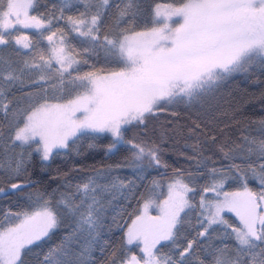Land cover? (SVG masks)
I'll return each instance as SVG.
<instances>
[{
  "label": "snow or ice",
  "instance_id": "6c2138e0",
  "mask_svg": "<svg viewBox=\"0 0 264 264\" xmlns=\"http://www.w3.org/2000/svg\"><path fill=\"white\" fill-rule=\"evenodd\" d=\"M35 2L7 0L5 8L3 0H0V45L9 42L11 33L7 29L17 24L25 28L43 27L44 21L29 15ZM82 2L85 11L78 18L67 17L72 30L93 46L99 44L114 54L118 69L87 71L81 75L79 65L88 61L78 60L72 51H65L62 46L64 38L61 37V46L54 45L48 59L42 54L39 56L42 63L35 59L24 61V68L39 72L38 79L25 81L16 69L0 72V78L7 83V89L0 84V112L6 119L12 117L11 145L17 146L18 142V146L24 149L26 145L36 144L35 150L42 152L45 161L53 154V149L70 148L69 142L74 144L73 138L79 139L78 133L83 135L91 131L111 134L113 140L109 152L122 143H129L135 150V160L147 159L150 164L160 165L157 148L125 141L126 126L134 122L144 124L148 116L161 110L165 104L196 101L212 91L226 76L245 70L257 59L264 63V0H178L174 4H157L153 26L141 31L135 28L139 15L135 0H121L114 5L116 24L123 21L128 27L121 28L112 37L104 35L102 41L99 36L101 18L104 10L111 7L110 0H95L94 12L90 0ZM63 3L67 7L72 0H63ZM162 7L167 9L166 13H161ZM173 17L178 19L173 21ZM48 40L51 41L52 36ZM16 42L20 43V40ZM24 47L29 45L24 44ZM88 50L84 49L85 52ZM53 79L59 85L67 82L77 94L62 103H51L41 81ZM16 85L21 90L26 87L37 89L35 95L25 93L29 101L26 108L14 109L13 101L5 94ZM52 87L55 88L56 84ZM41 90L44 95L39 94ZM77 113L81 116L78 117ZM259 124L264 130V120ZM248 143L255 145L260 158H264V140L258 143L249 140ZM24 165V152L21 151L14 166L9 161V179L20 175ZM232 167L239 172L238 165ZM252 172L264 188V163L259 165L258 173L254 168ZM211 173L213 182L204 188V192L212 191L215 197L207 199L201 196L202 218L198 223L203 231L198 235L204 237L213 225H220L225 234L235 240V245L232 249L224 245L209 253L212 259L207 264H264V191L249 189L246 174L238 177L243 191H223L227 180L236 177L216 168ZM123 186L116 180L111 184L114 189ZM97 187L94 178L78 185L77 192L82 194L79 204L71 196L63 194L55 203L52 198L38 197L35 210L5 214L6 223L0 221V264H24L22 257L26 250H31L29 246L37 245L48 237L60 225L64 215L78 216L79 229L91 236L99 227L104 211L103 204L93 194ZM20 188L18 183L11 184V189ZM107 189L108 186H104V190ZM168 190L163 206L157 205L161 208L159 216L147 217L146 221L145 214L153 203L146 201L145 214L137 215L128 227V243L134 239L143 241L142 261L132 256L130 261H121L120 264H192L195 242L190 240L181 247L176 241L177 226L182 223L181 213L195 207L187 198L194 189L184 182L181 174L168 185ZM0 193H4L3 188H0ZM225 211L235 213L240 226L231 224L222 215ZM167 243L173 246L170 254L162 251ZM88 251V247L79 254L64 246L52 248L44 254L40 264H86ZM196 260L198 264H206L199 257Z\"/></svg>",
  "mask_w": 264,
  "mask_h": 264
},
{
  "label": "trees",
  "instance_id": "16d2710c",
  "mask_svg": "<svg viewBox=\"0 0 264 264\" xmlns=\"http://www.w3.org/2000/svg\"><path fill=\"white\" fill-rule=\"evenodd\" d=\"M90 2L94 12L95 0ZM177 2L178 0H135L139 11L136 30L153 26V9L157 4ZM3 3L6 8L7 0H3ZM117 3H121V0H110L111 7L104 10L99 33L101 41L104 35L112 37L121 28L128 27L123 21L116 24L117 12L114 5ZM83 11L85 5L82 0H72L67 7L63 0H36L33 9H30V15L47 25L42 30L9 31V42L0 46V72L16 69L25 81L38 79L39 72L24 68V61L32 62L35 59L42 63L39 61L41 54L48 59L50 47L47 37L54 33L55 36L64 38L65 51H72L78 60L88 61L87 64L79 65L81 75L87 71L103 69L106 72L118 69V60L114 54L99 44L93 46L72 30L67 17L78 18ZM127 19L128 17L125 18ZM22 35L29 42V48L25 51L13 42ZM85 48L89 50L85 52ZM20 69H24L22 73L19 72ZM0 84L7 89V83L2 78ZM41 84L47 90L51 103H62L77 94L67 82L59 85L53 79L41 81ZM53 84H56L55 88L52 87ZM27 92L35 95L37 89L26 87L21 90L16 85L5 94L13 101L14 109H21L26 108L29 103L25 95ZM39 94L44 95L43 90ZM11 120V116L6 119L4 113L0 112V132L3 133L0 136V164L3 165L0 167V188L4 189V193H0V221H4L5 214L9 212L35 210L38 197L52 198L55 203L63 194L71 196L79 204L82 194L77 192V186L87 183L89 178H94L99 186L93 194L104 206L99 227L91 236L87 231L79 229L78 216L64 215L60 225L48 237L37 245L29 246L31 250H26L22 257L24 264H40L49 249L60 246L77 254L88 247L86 264H120L128 254L137 253V246H126L125 231L139 214L143 203L152 195L153 185H162L181 174L189 187L194 189L189 192L188 199L195 207L181 213L182 223L177 226L176 243L184 247L188 241H194L192 264H198L196 257L205 260L207 264L212 259L209 253L224 245H228L229 249L235 245V240L229 238L220 225H213L204 237L198 235L203 231L198 223L202 218L199 207L201 196L207 199L215 197L213 192H204V188L210 187L213 182L211 170L221 169L236 177L227 180L223 191L243 190L238 178L242 174L248 177L249 189L254 192L264 191L252 172L253 168L259 172V165L264 163V158H260L255 145L248 143L249 140L257 143L264 140V130L259 124V121L264 120V63L260 60L250 63L245 70L226 76L212 91L194 102L165 104L161 110L148 116L144 124L134 122L126 126L125 141L157 148L162 162L160 165L150 164L147 159L135 160V150L129 143H122L109 152V145L113 140L111 136L86 134L75 139L74 144L71 142L67 151L55 152L50 161L44 163L35 150V144L26 145L24 149L18 144L11 145ZM21 151L24 152V169L20 175L9 179V161L14 166ZM225 153H228L227 157ZM233 165L239 166V172ZM114 180L122 182L124 186L111 188ZM13 183H18L23 188L9 191ZM104 186H108V189L104 190ZM223 216L234 226H240L234 215L225 213ZM171 249V243L162 247L165 254H170Z\"/></svg>",
  "mask_w": 264,
  "mask_h": 264
},
{
  "label": "rangeland",
  "instance_id": "374dc122",
  "mask_svg": "<svg viewBox=\"0 0 264 264\" xmlns=\"http://www.w3.org/2000/svg\"><path fill=\"white\" fill-rule=\"evenodd\" d=\"M161 5H165V4H161ZM155 7H156V6H155ZM155 7H154V9H153V18H154ZM160 11H161V13H166V12H167V9L164 8V7H162V8L160 9ZM29 15H30V10H29ZM22 18H23V17H22ZM12 19L14 20L15 18L13 17ZM172 19H173V21H175V20H177L178 18H177V17H173ZM46 25H47V24L44 23L43 27H40V28H36V27H27V28H25L22 24H17V25H15L14 28L10 27L9 29H7V32H9V31H11V30H14V29H21V30H25V31H27V30H42V29H44V28L46 27ZM76 33L79 34L78 32H76ZM51 36H52V40H51V41H49V40H48V37H47V42H48L49 47H50V56L52 55V51H51V49L53 48L54 45H55V46H61V45H60V40H61V38L58 37V36H55V35H51ZM17 39L20 40V43H17V42H16ZM13 42H14V44H15L18 48H20V49H22V50H24V51L27 50V49L29 48V47H27V48L24 47V44H28V45H29L28 39H27V37H26L25 35H22V36H20V37L15 38V39L13 40ZM0 46H1V45H0ZM62 46H63V45H62ZM63 47H64V46H63ZM258 60H259V59H257L256 61H258ZM253 62H255V61H253ZM56 66L58 67V65H56ZM76 115L79 117V116H81V113H77ZM84 134H86V135H93V136H94V135H95V136H102V135H108V136H111L110 133H97V132H91V131L85 132ZM78 136H80L79 133H78ZM111 137H112V136H111ZM112 138H113V137H112ZM37 139H38V138H37ZM73 139H76V138H73ZM69 143H71V141H70ZM17 144H18V142H17ZM35 145H36V144H35ZM68 149H69V148H64V149H53V154H54L55 152H58V151H67ZM36 152L38 153V155H39L41 161L44 162V163H48V162L50 161L52 155H53V154H52V155L50 156V158H49L47 161H45V160L42 159V152H38V151H36ZM175 178H176V177H175ZM175 178H173V179H171V180H169V181L164 182L162 185H161V184H156V183H155V184L153 185V193H152V195L149 197V199L146 200V201L151 200V201H153V203L148 207L147 212H146V214H145V210H144V204H145V202H146V201H145V202L143 203V205L141 206V209H140V212H139L138 215L145 214V216H146V221H147V217H157V216H159V215L161 214V208H160V207H157V205L163 206V202L168 198V194H169L168 185H169V184H170ZM183 180H184V179H183ZM184 182H185V181H184ZM185 183H186V182H185ZM257 183H258V185H260L258 179H257ZM260 186H261V185H260ZM241 191H243V190H241ZM210 192H212V191H210ZM235 192H237V191H235ZM213 193H214V192H213ZM188 194H189V193H188ZM188 194H187V198H188ZM221 198H222V197H221ZM225 213H230V214H232V215H234V216L236 217L235 213L227 212V211H225L224 213H222V215L225 214ZM236 219H237L238 222L240 223L238 217H236ZM127 230H128V228H127ZM127 230L125 231V244H126V246H128V247H131V246H137V253H136V254H128L124 261H125V262L130 261L132 256H136L138 260H141V261H142V258L144 257V253L141 251V249L144 247L143 241H142V239H134L132 243H128ZM157 247H158V246H157Z\"/></svg>",
  "mask_w": 264,
  "mask_h": 264
},
{
  "label": "water",
  "instance_id": "95a60500",
  "mask_svg": "<svg viewBox=\"0 0 264 264\" xmlns=\"http://www.w3.org/2000/svg\"><path fill=\"white\" fill-rule=\"evenodd\" d=\"M23 188V186H21V188L20 189H22ZM20 189H11L10 188V190L9 191H15V190H20Z\"/></svg>",
  "mask_w": 264,
  "mask_h": 264
}]
</instances>
